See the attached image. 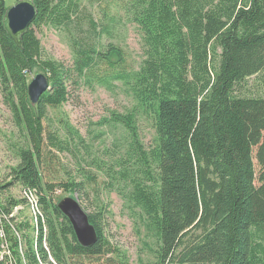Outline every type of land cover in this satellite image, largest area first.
<instances>
[{"label":"trees","instance_id":"1","mask_svg":"<svg viewBox=\"0 0 264 264\" xmlns=\"http://www.w3.org/2000/svg\"><path fill=\"white\" fill-rule=\"evenodd\" d=\"M32 1L36 16L18 47L2 22L13 2L0 0V89L24 138L10 168L13 182L0 192L14 182L36 190L47 222V249L26 219L16 225L23 248L21 258L13 240L17 264H127L103 236L96 214L87 213L96 242L83 247L76 241L53 199L76 194L79 183L42 178L44 157L67 143L46 129V110L61 106L79 79L122 80L153 119L149 162L134 114L113 117L144 159L146 179L133 178L127 200L157 238L154 264H264V0H95L103 2L99 19L85 12L86 0ZM112 7L139 30L137 69L124 66L119 47L100 44L114 25ZM41 25L71 35L70 64L45 55L32 28ZM34 68L50 88L32 105L27 84ZM21 202L5 198L0 211Z\"/></svg>","mask_w":264,"mask_h":264},{"label":"rangeland","instance_id":"2","mask_svg":"<svg viewBox=\"0 0 264 264\" xmlns=\"http://www.w3.org/2000/svg\"><path fill=\"white\" fill-rule=\"evenodd\" d=\"M102 3L84 1L85 12L101 18ZM111 11L114 25L110 33L101 35L100 44L112 43L119 47L126 60L124 66L137 69L143 57L139 30L122 9L112 7ZM32 28L47 57L67 64L73 61L75 52L68 32L51 25ZM38 72L41 71L34 68L30 79ZM68 90V98L61 106L46 110V129L67 143L62 149L52 148L54 157H44L42 178L52 182L71 178L79 183L76 194L69 196L75 197L86 213L99 217L103 236L122 260L127 264H154L157 238L139 209L127 200L133 178L146 179L142 172L144 159L137 153L128 130L113 117L134 114L138 140L148 152L146 161L149 162L150 152L156 146L153 119L139 106L122 80L112 79L108 84H100L79 79L70 83ZM21 145H24L22 132L14 125L0 89L2 186L13 182V177H9L10 168L18 162L16 152ZM151 175H155L153 170ZM20 190L21 186L14 182L0 192V201L9 197L20 199ZM64 196L67 194L56 193L53 202L56 204ZM18 217L29 219V213L21 209ZM27 232L31 234V230Z\"/></svg>","mask_w":264,"mask_h":264},{"label":"water","instance_id":"3","mask_svg":"<svg viewBox=\"0 0 264 264\" xmlns=\"http://www.w3.org/2000/svg\"><path fill=\"white\" fill-rule=\"evenodd\" d=\"M35 16L36 8L32 0H17L6 9L2 20L3 28L16 46L21 47V36ZM49 88L48 77L43 72L34 74L27 84V96L30 103L35 105L42 93ZM56 207L70 222L79 245L88 247L96 242L98 235L95 227L89 222L88 214L75 197L64 196L58 200Z\"/></svg>","mask_w":264,"mask_h":264},{"label":"built area","instance_id":"4","mask_svg":"<svg viewBox=\"0 0 264 264\" xmlns=\"http://www.w3.org/2000/svg\"><path fill=\"white\" fill-rule=\"evenodd\" d=\"M21 203L13 206L7 213L0 211V263L1 264H17L15 256V248L13 240L17 242V251L23 258L22 236L21 231L16 225L22 224L25 219L32 227L34 236L41 234L42 246L47 249L46 233L47 222L46 214L42 208V203L36 190L31 188H21L20 190ZM25 209L29 213L28 218L18 217V212ZM35 241V240H34ZM23 261V259H22ZM24 264V261H23Z\"/></svg>","mask_w":264,"mask_h":264}]
</instances>
